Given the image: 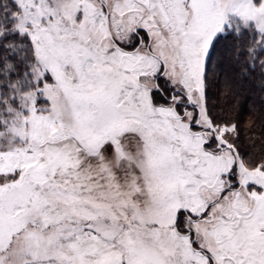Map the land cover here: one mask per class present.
I'll use <instances>...</instances> for the list:
<instances>
[{
    "label": "snow or ice",
    "instance_id": "1",
    "mask_svg": "<svg viewBox=\"0 0 264 264\" xmlns=\"http://www.w3.org/2000/svg\"><path fill=\"white\" fill-rule=\"evenodd\" d=\"M226 54L264 77V0H0V264H264Z\"/></svg>",
    "mask_w": 264,
    "mask_h": 264
},
{
    "label": "trees",
    "instance_id": "2",
    "mask_svg": "<svg viewBox=\"0 0 264 264\" xmlns=\"http://www.w3.org/2000/svg\"><path fill=\"white\" fill-rule=\"evenodd\" d=\"M243 64L237 65L229 55H224L222 62L209 72L207 90L209 107L215 112H223L236 119L241 128V140L252 143L255 137L256 148H264V77L260 70L249 73L246 78L240 77ZM231 82L235 95H225V85ZM251 128V131H249Z\"/></svg>",
    "mask_w": 264,
    "mask_h": 264
}]
</instances>
